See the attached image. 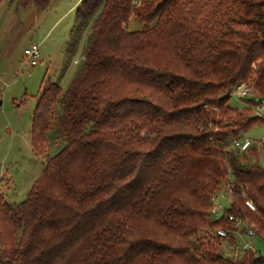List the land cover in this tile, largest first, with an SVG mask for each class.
<instances>
[{"label":"trees","instance_id":"obj_1","mask_svg":"<svg viewBox=\"0 0 264 264\" xmlns=\"http://www.w3.org/2000/svg\"><path fill=\"white\" fill-rule=\"evenodd\" d=\"M89 26L82 66L32 116L33 149L62 147L24 200L0 193V264H264L224 255L214 232L232 228L210 213L228 186L227 212L264 234V140L233 147L263 118L229 105L240 83L264 97V0H82L69 44Z\"/></svg>","mask_w":264,"mask_h":264},{"label":"rangeland","instance_id":"obj_2","mask_svg":"<svg viewBox=\"0 0 264 264\" xmlns=\"http://www.w3.org/2000/svg\"><path fill=\"white\" fill-rule=\"evenodd\" d=\"M21 1L6 0L0 12V193L9 203H18L27 197L48 158L62 147L61 142L50 139L43 144L41 154L33 149L32 116L37 96L48 82H59L64 90L68 87L84 62L83 49L91 30L89 26L76 45L69 44L76 8L82 0H52L44 10L34 4L24 5ZM128 27L141 29L145 26L133 17ZM33 44L40 52L39 62L34 66L24 54L25 49ZM252 100V96L240 97L236 90L229 105L251 108L250 114L263 118L262 124L243 133V138L257 145V141L264 140V114L257 113L255 104L258 99L251 103ZM260 152L259 164L264 168V149ZM220 203L223 210L229 206L224 192ZM242 231L246 232V229ZM244 242L252 244L254 250L264 257V239L260 237L251 240L242 235L238 240L239 247L230 239H222L220 249L224 255L238 259L247 253L242 248Z\"/></svg>","mask_w":264,"mask_h":264},{"label":"built area","instance_id":"obj_3","mask_svg":"<svg viewBox=\"0 0 264 264\" xmlns=\"http://www.w3.org/2000/svg\"><path fill=\"white\" fill-rule=\"evenodd\" d=\"M25 56L27 57L28 62L31 65H36L39 62L40 59V52L39 47L35 44H33L30 48H26L24 51ZM238 91L240 97H246L251 93L250 87L246 83H240L235 91ZM256 109L258 114H264V97L258 99V102L256 103ZM251 142L249 139L241 138V139H235L233 141V146L237 147L241 150H246L251 146ZM223 192L226 193V199L229 201V206L231 204V197H230V190L227 191L226 187L222 188V190L216 192L212 197V205L210 208L211 217L214 220H226L230 223L232 229L227 228H218L215 231V234L220 239H229L230 235H234L237 239V245L239 237L242 235H247L249 238L254 239L255 237H260L264 239V234L258 235L256 231L254 230L253 225L250 223L249 219L241 216V215H235L234 213H229L228 208L222 209V205L220 203L221 198L223 197ZM245 205L250 208L251 210H255V206L253 202L246 198L245 199ZM242 229H246V232L242 231ZM239 247V245H238ZM242 248L244 252H253L256 256L260 255V252H257L254 250V247L252 244L248 242H244L242 245Z\"/></svg>","mask_w":264,"mask_h":264}]
</instances>
